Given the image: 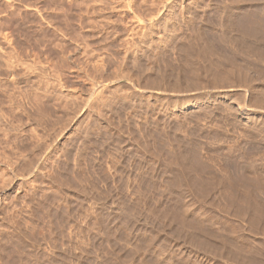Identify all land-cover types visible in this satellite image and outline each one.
<instances>
[{
  "label": "rangeland",
  "instance_id": "374dc122",
  "mask_svg": "<svg viewBox=\"0 0 264 264\" xmlns=\"http://www.w3.org/2000/svg\"><path fill=\"white\" fill-rule=\"evenodd\" d=\"M262 31L264 0H0V264H264Z\"/></svg>",
  "mask_w": 264,
  "mask_h": 264
},
{
  "label": "bare ground",
  "instance_id": "6f19581e",
  "mask_svg": "<svg viewBox=\"0 0 264 264\" xmlns=\"http://www.w3.org/2000/svg\"><path fill=\"white\" fill-rule=\"evenodd\" d=\"M248 12H249V11H248ZM257 14H258V13H257ZM253 16H254V15H253ZM255 16H256V14H255ZM257 16H258V15H257ZM255 18H256V17H255ZM260 20H261V19H260ZM244 21H245V20H244ZM247 22H248V21H247ZM259 22H260V21H259ZM240 23H243L242 20H241ZM240 23H239V24H240ZM245 23H246V22H245ZM260 23H262V21H261ZM260 23H259V24H260ZM246 24H248V23H246ZM259 24H256V25L259 26ZM262 24H263V23H262ZM262 24H261V26H263ZM254 25H255V24H254ZM248 26H249V25H248ZM261 26H260L259 29H263ZM239 27H240V26H239ZM246 28H247V27H246ZM246 28H245V29H246ZM257 28H258V27H257ZM257 28H256V29H257ZM240 29H241V28H240ZM257 30H258V29H257ZM243 31H244V30H243ZM247 31H248V30H247ZM258 32H260V31H258ZM262 32H264V31H262ZM262 32H261V34H262ZM249 34H250V32H249ZM262 41H263V40H262Z\"/></svg>",
  "mask_w": 264,
  "mask_h": 264
}]
</instances>
